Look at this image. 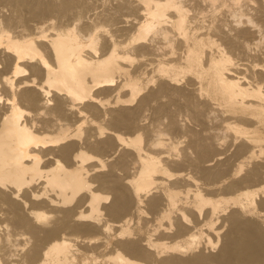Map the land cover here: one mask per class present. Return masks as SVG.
I'll use <instances>...</instances> for the list:
<instances>
[{"label": "bare ground", "instance_id": "6f19581e", "mask_svg": "<svg viewBox=\"0 0 264 264\" xmlns=\"http://www.w3.org/2000/svg\"><path fill=\"white\" fill-rule=\"evenodd\" d=\"M0 264H264V0H0Z\"/></svg>", "mask_w": 264, "mask_h": 264}]
</instances>
